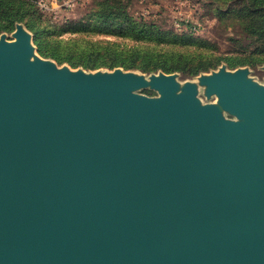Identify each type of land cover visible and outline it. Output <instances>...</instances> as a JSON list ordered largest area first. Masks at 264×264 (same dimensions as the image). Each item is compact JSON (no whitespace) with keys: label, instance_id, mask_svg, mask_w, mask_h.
I'll return each mask as SVG.
<instances>
[{"label":"water","instance_id":"obj_1","mask_svg":"<svg viewBox=\"0 0 264 264\" xmlns=\"http://www.w3.org/2000/svg\"><path fill=\"white\" fill-rule=\"evenodd\" d=\"M0 38V264H264V85L85 73ZM151 86L159 96L135 92ZM222 110L236 116L227 118Z\"/></svg>","mask_w":264,"mask_h":264},{"label":"rangeland","instance_id":"obj_2","mask_svg":"<svg viewBox=\"0 0 264 264\" xmlns=\"http://www.w3.org/2000/svg\"><path fill=\"white\" fill-rule=\"evenodd\" d=\"M36 1L0 0V38L15 39L16 28L22 26L29 33L33 45L31 58H44L59 68L91 74L109 73L115 69L147 77L152 73H173L179 91L186 82L196 84V97L202 104H217L219 98L215 93L208 94L206 85L199 78L221 69L230 73L245 69L248 78L264 85V48H260L254 35L248 37L244 30L243 14H247L249 8L246 0H118L120 11L125 12L131 22L186 34L195 39L194 42L202 40L189 47H176L195 58L187 65L181 64L182 70L155 69L174 64L157 55L131 60L128 54L123 53L120 57L116 55V62L109 60L104 54L108 46L128 50L151 45L155 46V51L161 52L163 42L157 45L146 29L124 30L116 25L101 24L105 21L96 19L94 13L101 9L105 0H79L70 9L58 7L61 0H46L53 7L49 10L40 8ZM79 21L82 25H74ZM112 21L116 22V18ZM92 46H96L99 52L89 56L87 50ZM167 47L170 45L163 49ZM198 65L210 67L189 74ZM134 91L150 97L159 96V92L149 85ZM222 113L227 118H236L228 111L222 110Z\"/></svg>","mask_w":264,"mask_h":264},{"label":"trees","instance_id":"obj_3","mask_svg":"<svg viewBox=\"0 0 264 264\" xmlns=\"http://www.w3.org/2000/svg\"><path fill=\"white\" fill-rule=\"evenodd\" d=\"M104 1L102 3V7L99 11L94 13L96 19L104 20L101 24L107 23L116 25L118 28L124 30H144L146 29L152 34V38L156 40L157 45L162 44L161 52L155 51V46L151 47V45H147L146 47H131L128 50H116L115 48L108 46L104 49V54L108 56L109 60H113L116 62V55L122 56L123 53L128 54L131 60H136V58L142 57L143 59H147L157 55L159 57H164L165 59L171 60L174 64L171 67H154L163 68V69H172V70H182L181 64H188V61L195 59L191 55L184 53V51L177 50L176 47H189L198 42H194L193 39L188 37L186 34H177L173 33L169 30L160 29L155 25H147L146 23L140 22L139 24L136 22H131L127 19L125 12L120 11V7L117 4H120L118 0L112 1ZM247 1V14H243V23L245 24L244 30L247 33L248 37L251 35L255 36V40L260 44V48H264V0H246ZM116 4H110V3ZM116 18V22H113L112 19ZM74 25H82L79 21L74 23ZM139 35V34H138ZM146 39L148 38L145 37ZM151 43V42H149ZM165 45H170L167 49H163ZM116 51H119L116 53ZM99 49L96 46H92L87 50V54L89 56L97 55ZM196 56V55H195ZM210 66H194L193 69L189 72V74L193 75L198 73L199 71L205 70ZM143 70H151L150 68L141 67Z\"/></svg>","mask_w":264,"mask_h":264},{"label":"built area","instance_id":"obj_4","mask_svg":"<svg viewBox=\"0 0 264 264\" xmlns=\"http://www.w3.org/2000/svg\"><path fill=\"white\" fill-rule=\"evenodd\" d=\"M57 1V0H55ZM79 0H61V2L58 4V7H64V8H72L74 7ZM36 3L40 6V8L44 10L52 9L53 7L47 4L46 0H38Z\"/></svg>","mask_w":264,"mask_h":264}]
</instances>
